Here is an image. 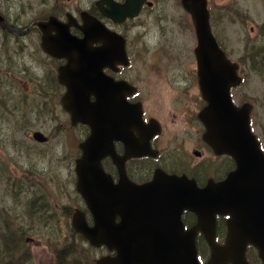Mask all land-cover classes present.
Masks as SVG:
<instances>
[{
    "label": "water",
    "instance_id": "water-1",
    "mask_svg": "<svg viewBox=\"0 0 264 264\" xmlns=\"http://www.w3.org/2000/svg\"><path fill=\"white\" fill-rule=\"evenodd\" d=\"M179 3L189 16L195 38L192 55L204 102L197 113L204 128L201 138L214 155L229 156L236 168L221 183L210 186L209 181L203 188L184 176L166 175L160 170L144 184L131 183L124 174L123 161L148 155V140L158 130L142 121L139 103L125 101L135 89L102 72L127 65L123 40L98 23L85 20L83 37L68 38L60 49L66 63L57 70V82L65 88L60 107L70 124H83L89 131L78 144L80 155L74 160L73 173L75 191L84 202L91 225L75 211L70 227L89 247H104L113 253L98 257L93 264H196V233L211 247V256L204 264H246V246H252L264 264V155L248 126L250 107H236L231 101L230 90L240 79L235 74L236 65L226 58L211 34L206 0ZM135 8L132 14H136ZM43 26L39 24L41 29ZM97 42L100 45L93 47ZM217 82L221 83L219 92L214 85ZM216 104L221 119L212 108ZM32 138L43 140L38 132ZM112 141L122 143L121 157L114 153ZM105 157L116 168L115 183L100 164ZM183 210L196 217L194 226L187 230L180 220ZM216 214L229 217L223 246L213 241Z\"/></svg>",
    "mask_w": 264,
    "mask_h": 264
},
{
    "label": "rangeland",
    "instance_id": "rangeland-1",
    "mask_svg": "<svg viewBox=\"0 0 264 264\" xmlns=\"http://www.w3.org/2000/svg\"><path fill=\"white\" fill-rule=\"evenodd\" d=\"M161 2L163 10L149 16L140 28L143 32L137 35V45L141 50L131 56V65L122 75L136 87L144 113L152 115L162 126L161 161L168 169H180L184 168L183 161L199 163L190 155V143L183 145L180 152L172 149V135L182 128L184 113H193V103L200 99L192 55L195 38L189 16L179 0ZM206 5L212 34L229 61L237 66V76L241 79L231 90L232 101L236 105L254 104L250 122L264 152L261 108L264 80L253 72L255 67L261 76L263 70L264 0H206ZM233 8L239 10V17H234ZM0 45V62L5 63L7 57L14 65L26 61L21 57L16 61L10 55V47L14 46L8 41ZM245 47L251 61L241 58ZM4 76L0 71V81H5L7 86L5 93L12 96V86ZM22 88L25 90L24 85ZM176 94H180L177 99ZM2 102L6 103L0 94ZM7 103L0 105V212H6L14 226L24 231V244L30 255L25 264H93L103 251L87 250L86 244L69 227L72 209L80 206L73 191L71 161L77 155L76 144L81 140L78 129H68L59 107H55L52 116L44 115L47 119L42 117L39 121L28 118L29 106L25 100L12 98ZM34 106L38 110L43 108ZM49 108L47 105V112ZM24 113L27 119H19ZM35 130L44 136L48 130L64 134L54 138L51 144L39 145L30 138ZM60 250L63 256L58 262L56 253Z\"/></svg>",
    "mask_w": 264,
    "mask_h": 264
},
{
    "label": "flooded vegetation",
    "instance_id": "flooded-vegetation-1",
    "mask_svg": "<svg viewBox=\"0 0 264 264\" xmlns=\"http://www.w3.org/2000/svg\"><path fill=\"white\" fill-rule=\"evenodd\" d=\"M161 1L163 0H0V42L8 41L9 44L14 46V48L10 47V55L14 56L16 61H20V57L22 61L23 58L26 60L25 62L23 61V64L19 62L14 65L10 64L9 58L5 56V58L7 57L6 62H0L1 75L3 73L9 76H4L3 79L8 80L7 83L12 86L13 90L12 96L7 95L5 93L7 91L6 83L5 81H0L2 99L6 104H9L7 101L12 98L15 101L16 99L25 100L29 106L28 118H34L39 121L42 117H46L44 115H47V117L52 116L56 108H60L66 117L65 122L68 123V129H78V135L81 136V140L76 144L77 155L71 160L72 173L74 160L80 155L78 144L88 136L89 131L83 124L76 123L71 125L68 114L61 109L60 99L65 93V88L57 82V70L66 63L65 59L61 57L64 50L60 49L67 45L66 40L68 38L81 39L83 37L81 28L85 20L88 22L92 21V24L98 23L105 31L114 33L123 40L127 65H116L113 67L114 70L104 68L102 72L112 80L123 81L135 89L130 96L125 97V101L128 104L139 103L143 122L145 124L150 122L158 130L148 140V155L130 157L123 161L126 178L135 185H141L151 180L155 170H160L166 175L184 176L187 180L193 181L197 188H203L209 181L210 186H212L216 182L223 180L233 170V162L226 155H214L211 148L201 138L204 128L197 120V112L204 106L201 98L198 99V102L195 100V103H193V113H188L187 111L184 113V118L181 122L182 128L177 132L181 136L177 133L172 135V138H174L172 149L180 152V149L184 148L183 145L188 146L190 143V155L196 158L199 163L183 161L182 165L184 168L168 169L161 161V149L159 148L160 139L164 137L162 126L152 115L144 113L142 103L138 100L136 87L122 75L123 71L127 70L131 65V60L133 59H131V56L133 57V54L141 50L137 45V35H142L143 32L140 28L145 25V20L149 16L158 10L159 12L163 10L164 5H162ZM116 6L121 7L122 10L118 11ZM134 8L136 9V14H132ZM129 14L132 16L129 17ZM39 24H44L42 29ZM42 36L46 38V43L44 44H42ZM99 45L100 43L97 42L93 44V47ZM45 49L50 51L51 54L45 52ZM195 82L197 86L196 75ZM23 85L25 90L22 88ZM182 94L187 96L185 91ZM177 96H180V94H176V99ZM92 100L93 98L89 97V101ZM34 105H42L43 108L38 110ZM47 105L51 106L49 112L46 110ZM15 106L19 107L18 105ZM8 115L9 113L4 114V118L7 119ZM19 119H27V114H20ZM153 129V126H151L149 132L152 133ZM34 132L40 133L43 140L40 142L35 141L32 138ZM62 134L64 132L55 134L54 131L48 130L44 136L41 132L35 130L31 132L30 138L34 143L45 145L51 144L54 138ZM112 148L117 156L121 157L123 155L121 142L112 141ZM180 163L181 161L177 163V166H180ZM100 164L103 171L115 183L118 176L112 161L105 157L101 159ZM72 182L73 191L80 206H75L69 217L71 219L72 214L78 211L83 214L87 225H91L90 215L74 188V173ZM180 220L182 228L187 230L194 226L196 217L192 212L183 210ZM224 221V217H216V241L224 238ZM194 242L195 247L198 246V253L202 255L203 261L206 260L208 248L199 233H196ZM100 250L103 251L101 255L108 254L103 247Z\"/></svg>",
    "mask_w": 264,
    "mask_h": 264
},
{
    "label": "trees",
    "instance_id": "trees-1",
    "mask_svg": "<svg viewBox=\"0 0 264 264\" xmlns=\"http://www.w3.org/2000/svg\"><path fill=\"white\" fill-rule=\"evenodd\" d=\"M238 11H239L238 9L233 8V14H234V17L236 18L239 17L240 15ZM218 47L223 51L222 49L223 47L220 46L219 43H218ZM241 58H243L244 60H247L250 58L249 61L252 60L251 56L246 51V47H245L243 54L241 55ZM253 72L257 74L261 79L264 80V77H263L264 63H263V70L260 72L261 76L258 73V71L255 69V67H254ZM4 104L6 103L2 102V104L0 105H4ZM1 107L5 108V106H1ZM8 111H9V108L5 109L6 114L8 113ZM0 216H1L0 217V224H1L0 226V264H25L27 261H29L30 255L24 244V240H25L24 231L21 228L14 226V221L12 220V218L7 216L6 212H0ZM77 237L81 242L84 243V241L80 238V236L77 235ZM88 249L90 250L91 248L87 246V250ZM92 250L96 251L94 249ZM62 256H63L62 250L56 253V258L58 262L61 261Z\"/></svg>",
    "mask_w": 264,
    "mask_h": 264
},
{
    "label": "bare ground",
    "instance_id": "bare-ground-1",
    "mask_svg": "<svg viewBox=\"0 0 264 264\" xmlns=\"http://www.w3.org/2000/svg\"><path fill=\"white\" fill-rule=\"evenodd\" d=\"M232 63V62H231ZM235 74H236V76L238 75V71H237V66H236V72H235ZM220 75H222V74H220ZM238 77V76H237ZM220 78H222V77H220ZM239 78V77H238ZM240 79V78H239ZM241 81V80H240ZM240 81H239V83H240ZM215 86H217V91L219 92V87H221V83L220 82H217V83H215L214 84ZM212 108H214V110H215V112L217 113V115H218V118H220L221 119V117H220V111H221V109H220V106L218 105V104H216L215 106H212ZM228 111V110H227ZM226 111V112H227ZM216 131H219L218 129H216Z\"/></svg>",
    "mask_w": 264,
    "mask_h": 264
}]
</instances>
